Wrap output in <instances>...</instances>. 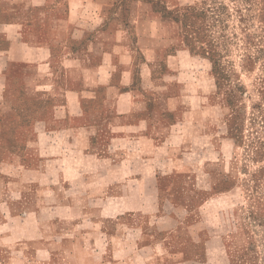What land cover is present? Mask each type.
<instances>
[{"label":"crops","instance_id":"1","mask_svg":"<svg viewBox=\"0 0 264 264\" xmlns=\"http://www.w3.org/2000/svg\"><path fill=\"white\" fill-rule=\"evenodd\" d=\"M105 7L91 0H21L23 71L65 78L56 88L67 100L51 105L49 123L34 121L35 157L51 163L34 173L49 181L0 182V264H234V239L245 252L249 233L243 226L241 232L219 225L210 230L197 212L214 195L233 193L235 172L231 167L221 174L223 192L197 200L203 187L196 147L184 145L197 142L199 121L193 117L186 127L179 87L171 98L153 73L154 63L180 57L169 56L173 24L142 1L129 2L125 15L113 18V7ZM5 30L8 39L12 29ZM26 152L21 148L22 160ZM21 189L67 194L49 202L23 198ZM79 204L81 213H74ZM164 204L188 213L162 212ZM42 205L57 212L42 214Z\"/></svg>","mask_w":264,"mask_h":264},{"label":"rangeland","instance_id":"2","mask_svg":"<svg viewBox=\"0 0 264 264\" xmlns=\"http://www.w3.org/2000/svg\"><path fill=\"white\" fill-rule=\"evenodd\" d=\"M132 1L148 3L173 24L175 42L169 56L180 57H167L162 64L154 63L152 69L170 88L171 98L179 87L183 105L180 114L188 119L186 127L193 126V117L199 121L195 129L197 142L184 145L196 147L194 166L200 171L197 184L203 187L197 200L223 192L221 174L231 167L235 172L233 193L214 195L216 198L197 213H202L210 230L219 225L227 231L241 232L243 226L249 233L251 240L245 252H241L240 239H234L236 251L230 255L234 264H264V0H91V5L112 6L113 18L116 13L125 15ZM6 26L12 29L8 39L4 38ZM146 28L149 30V25ZM23 66L21 0H0V182L23 183L40 177L41 181H49V176L34 173L41 166L51 165L45 158L35 157L40 156L34 148V121L42 118L49 123L51 115L54 117L51 105L67 100L56 88L65 78L39 77L32 67L23 71ZM75 77L73 71L69 78ZM175 103L177 99L171 105ZM185 131L187 135L193 133L188 128ZM230 138L235 139V149ZM44 143L42 148L48 151L50 145L47 140ZM21 148H27L23 160ZM232 152L233 161L229 160ZM205 169L211 175L205 174ZM57 177L53 174V179ZM20 192L23 198L40 197L49 202L57 197L66 199L67 194L65 190L45 189ZM70 194L75 199L82 197L80 190H70ZM3 195L5 192L0 191ZM38 208L42 214L57 212V207L56 212L47 205ZM25 209L30 212L35 207L26 205ZM81 209L80 204L74 206V213L80 214ZM160 209L172 214L188 213L186 208L171 204ZM60 211L64 214V207ZM224 255L229 260L228 254Z\"/></svg>","mask_w":264,"mask_h":264}]
</instances>
